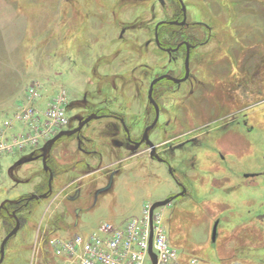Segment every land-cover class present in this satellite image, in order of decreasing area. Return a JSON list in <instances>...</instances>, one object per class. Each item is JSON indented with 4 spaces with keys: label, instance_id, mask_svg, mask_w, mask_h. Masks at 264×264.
Instances as JSON below:
<instances>
[{
    "label": "rangeland",
    "instance_id": "obj_1",
    "mask_svg": "<svg viewBox=\"0 0 264 264\" xmlns=\"http://www.w3.org/2000/svg\"><path fill=\"white\" fill-rule=\"evenodd\" d=\"M209 1L207 5L202 0H185L189 21L204 20L205 16L212 27L211 41L196 49L191 62V81L202 83L204 88L196 91L193 97L185 98L178 113L174 101L181 96L170 94V98L164 101L162 118L178 117L179 124L186 127L211 121L234 102L226 97L223 81L246 78L247 81H256L254 87L257 85L259 91L260 105L252 118L257 131L250 136L241 129L243 137L237 141L241 142L242 156L238 159L230 156L236 162L221 164L217 161L216 151L206 152L210 160L205 157L203 161L204 152L198 153L201 167L210 174L199 172L193 204L185 206L195 210H177L170 206L158 208L156 212L164 214L170 240L180 254L197 256L210 264L220 260L257 262V259L264 258V0H250L246 5H243L245 0ZM165 14L163 11V16ZM155 16H158V4L154 0H0L1 138L5 135V139H12L21 130L22 124L14 123L13 127L7 128L6 122L14 119L17 106L25 102L30 86L40 88L41 98L36 105L41 109H46L60 94L66 95L67 126L77 114L86 112L87 103L91 107L96 104L92 97L98 83L94 75L98 60L96 47L101 45L99 36L104 32L108 35L107 42L101 46L106 50L109 48L105 56L113 57L118 50L121 54L104 60L106 63L126 64L128 57L134 61L128 71H110L112 74L124 72L121 76H109L123 80L112 85L117 91H106L105 86L103 93L121 96V101L113 109L118 106L123 109L122 103L128 105L125 110L130 107L143 109L153 77L172 70L179 75L183 67L182 54L177 55V60L172 63L166 53L157 52L152 34ZM115 20H120L121 25L135 24L137 30L133 34L128 32L127 40L120 42L117 39L120 29ZM142 24L147 31L140 29ZM205 39L201 37L200 42ZM149 41L152 43L147 45ZM102 47L100 52L105 50ZM232 47H237L233 54ZM113 50L115 53H111ZM224 62L228 63L225 67L220 65ZM132 71L136 74L133 75ZM95 125L98 123H92L89 128ZM175 131L168 135H175ZM40 147L27 146L0 155V203L32 189L27 176L42 169L40 163H30ZM80 157L75 144L69 141L55 147L52 161L60 169L71 166ZM18 161L22 164H17ZM173 163L178 165L177 161ZM125 172L123 170L115 178L116 186L110 193L114 199L88 215L71 236H88L101 224H120L131 217H139L145 205L150 203L151 193L154 192L153 197L163 198L175 190L165 166H158V190L153 176L148 175L144 167ZM80 173L74 171L70 174L75 177ZM248 174L258 175L246 179ZM57 175L56 188L71 177ZM217 220L219 233L212 242V229ZM39 221V216L34 217L9 242L2 264H28L34 246L35 225ZM5 235L0 220V246Z\"/></svg>",
    "mask_w": 264,
    "mask_h": 264
},
{
    "label": "flooded vegetation",
    "instance_id": "obj_2",
    "mask_svg": "<svg viewBox=\"0 0 264 264\" xmlns=\"http://www.w3.org/2000/svg\"><path fill=\"white\" fill-rule=\"evenodd\" d=\"M154 1L158 4V16L153 18L155 19L152 27L153 43L157 52L166 53L171 58L172 63L177 60V55L182 54V72L175 75L172 70L153 77L143 109L137 110L130 107L131 109L125 110L128 105L123 103V109H120L119 106L117 109H113L114 105L121 101V96H111L109 93H103V90L106 86V91L107 89L108 91H115L116 87L112 85H116L117 81L123 79L109 76H121L124 72L112 74L113 72L110 73V71H128L134 60L128 57L126 64L106 63L104 60L120 57V50L113 57L105 56L109 48L106 50L101 45L107 42L108 35L104 32L99 36L101 45L96 47L98 48L96 53L98 60L95 69L98 70L101 78L97 76V71L94 70L95 79L98 83L92 96L96 104L91 107L87 103L86 112L77 114L76 119L70 121L69 126L62 131L77 129L80 123L90 116L95 118L85 124L80 131L71 136L62 137L53 146L47 159L48 166L53 173L51 185L50 173L45 171L43 167V151L40 147L31 157L30 163H40L42 169L30 172L27 176L29 179L27 183L32 184V189L26 193H19L15 198H6L0 203V220L6 233L4 239L19 225L17 233L9 239L6 247L14 237L19 235L25 224L33 221L36 216L40 217L38 225H35V236L32 243L34 246L29 254L28 264H50L53 262L54 258L49 242L52 239L63 238L60 236L62 234L70 237L88 215L114 199L110 193L116 186L115 178L123 170L128 172L130 169L144 167L149 172L148 175L153 176L158 190V166H165L175 185V190L163 198L153 197V192L149 195L150 203L147 200L145 202L152 204L170 199L171 202L165 207L174 206V209L177 210L192 211L194 208L188 209L185 206L193 204V192L196 190L195 187L199 181V172L207 171L205 167H201V157L198 156V153L204 152L203 161L205 157L210 160L209 154H205L206 152L216 151L217 161L221 164L230 161L236 162L230 156L234 159L242 156L241 142L237 141L243 137L241 129H244L245 133L250 136L257 131L252 118L257 114L260 105L259 91L257 85L254 87L256 81H247L246 78H242L241 81H239L240 79L223 81L226 97L234 102L231 106L221 110L218 117L211 121L191 124L186 127L179 124L178 117L171 120L162 118L166 106L164 101L170 98V94L181 96V98H177L179 103L174 101L175 111L178 113L179 108L185 104V98L193 97L196 91L204 88L202 83L191 81V62L196 49L208 45L213 35L212 27L206 21L207 17L204 16V20L189 21L188 5L185 0ZM202 1L207 5L210 4L209 0ZM248 1L250 0H245V4H242L246 5ZM163 11L166 13L164 16ZM115 23L120 29L117 36L120 42L124 41L125 38L127 40L128 32L133 34L137 30L135 24L131 26L121 25L120 20H115ZM140 29L147 31V27L143 24ZM201 37L206 39L200 42ZM150 43L152 42L149 41L147 45ZM111 45L113 46L114 43ZM100 47L105 50L100 52ZM236 48H230L232 54L236 52ZM111 53H115V50ZM187 58H189L188 72L186 69ZM226 64L228 63L224 62L220 65L225 67ZM132 74L135 75L136 73L132 71ZM186 75L188 77L185 79ZM163 76L168 77L158 81V78ZM154 82L152 101L149 92ZM132 98L135 97L132 96ZM85 100H88V97ZM94 122H97L98 125L89 128V125ZM105 122L107 124H103ZM174 129L176 130L175 135H168L173 133ZM161 135L168 137L162 138ZM245 140L249 143L248 139ZM69 141L75 144L76 152L81 157L75 160L71 166H64L59 169L52 161L53 151L61 143ZM175 161L178 162V165L173 163ZM74 171H81V173L73 177L70 173H74ZM57 173L71 176L69 181L59 188H56L54 184L58 176ZM257 175L248 174L245 175V178L254 179ZM203 176L205 177V175ZM38 178H40L39 182H35V179ZM214 178H217L216 175ZM215 181L217 182V180ZM20 182L22 183V180ZM13 190L16 189L11 191ZM44 194H47L46 198H34ZM7 200H17V202H7L2 206V203Z\"/></svg>",
    "mask_w": 264,
    "mask_h": 264
},
{
    "label": "built area",
    "instance_id": "obj_3",
    "mask_svg": "<svg viewBox=\"0 0 264 264\" xmlns=\"http://www.w3.org/2000/svg\"><path fill=\"white\" fill-rule=\"evenodd\" d=\"M39 89L30 86L25 102L17 106L14 119L6 122L7 128L13 127L14 123L22 124V128L12 139L0 136V155L27 146H43L67 127L66 95L60 94L46 109H41L36 105L41 98ZM150 212L151 205L148 204L141 216L131 217L120 224H101L88 236L75 234L52 239L49 245L54 261L50 264H154L150 254L151 232L156 264H208L197 257L184 261L170 241L164 214L155 210L151 216Z\"/></svg>",
    "mask_w": 264,
    "mask_h": 264
},
{
    "label": "water",
    "instance_id": "obj_4",
    "mask_svg": "<svg viewBox=\"0 0 264 264\" xmlns=\"http://www.w3.org/2000/svg\"><path fill=\"white\" fill-rule=\"evenodd\" d=\"M186 69H187V72L189 71V58H187L186 60ZM168 76H163V77H160L158 78V81L164 79V78H167ZM188 77V75H186L185 79ZM156 82V81H155ZM155 82L152 83L151 85V89H150V92H149V97L150 99L153 101V98H152V92H153V87L155 85ZM93 118H95L94 116H90L88 117L84 122L80 123V126L77 128V129H74L72 131H61L60 133H58L55 137H53L52 139L48 140L42 147V151H43V167H44V170L49 172L50 173V185H51V182L53 180V173H52V170L51 168L48 166V163H47V159H48V156L53 148V146L59 142V140L64 137V136H71L75 133H77L78 131H80L82 129V127L87 124L88 122H90ZM17 164H22L20 163V161L17 162ZM51 191V190H50ZM47 197V194H44L42 196H35L34 198H46ZM7 202L9 203H15L17 202V200H7L5 202L2 203V206H4ZM171 202L170 199H167V200H163V201H158V202H155L153 203L152 207H151V216L152 214L154 213V211L158 208H162V207H165L167 206L169 203ZM219 221L215 222L214 226H213V229H212V242H215L217 237H218V233H219ZM18 228H19V225L3 240L2 242V245H1V248H0V264H2L3 260H4V257H5V248H6V244L7 242L9 241V239L15 235L18 231ZM152 240H153V233L151 232V236H150V254L152 256V259H153V263L156 264V255L152 252Z\"/></svg>",
    "mask_w": 264,
    "mask_h": 264
},
{
    "label": "trees",
    "instance_id": "obj_5",
    "mask_svg": "<svg viewBox=\"0 0 264 264\" xmlns=\"http://www.w3.org/2000/svg\"><path fill=\"white\" fill-rule=\"evenodd\" d=\"M245 227L248 226V225H244ZM252 227L253 229H255L253 226H250ZM257 230V229H256ZM260 233H262L260 230H259ZM169 233V232H168ZM169 238H170V235H169ZM254 240V239H253ZM171 241V240H170ZM172 243V242H171ZM173 245V244H172ZM174 246V245H173ZM175 247V246H174ZM176 248V247H175ZM181 255V258L184 260V261H187L188 259L192 258V257H197V256H192V255H188V254H185V253H182L180 254ZM199 258V257H198ZM202 260V259H201ZM240 260H243V259H240ZM258 261L257 262H239V261H231V262H225V261H219L218 263L216 264H231L232 262H239L241 264H264V258H260V259H257ZM204 262L210 264L208 262V260H203Z\"/></svg>",
    "mask_w": 264,
    "mask_h": 264
}]
</instances>
